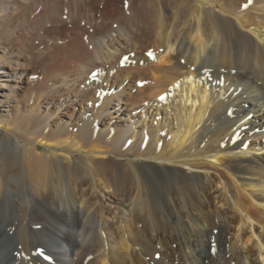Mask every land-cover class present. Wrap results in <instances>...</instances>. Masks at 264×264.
Wrapping results in <instances>:
<instances>
[{"label": "bare ground", "instance_id": "bare-ground-1", "mask_svg": "<svg viewBox=\"0 0 264 264\" xmlns=\"http://www.w3.org/2000/svg\"><path fill=\"white\" fill-rule=\"evenodd\" d=\"M246 3L0 0V264H264Z\"/></svg>", "mask_w": 264, "mask_h": 264}, {"label": "snow or ice", "instance_id": "snow-or-ice-1", "mask_svg": "<svg viewBox=\"0 0 264 264\" xmlns=\"http://www.w3.org/2000/svg\"><path fill=\"white\" fill-rule=\"evenodd\" d=\"M252 0H248V3L244 4L242 7L244 8H247L249 7V5L251 4ZM126 6H127V3H126ZM146 55L151 58V59H155V53L151 50H149ZM124 61H127V57L124 58ZM123 63V62H122ZM96 78V73H93V79ZM166 97L165 96H160L159 99L160 100H164ZM129 144L131 143V141L128 142Z\"/></svg>", "mask_w": 264, "mask_h": 264}, {"label": "rangeland", "instance_id": "rangeland-1", "mask_svg": "<svg viewBox=\"0 0 264 264\" xmlns=\"http://www.w3.org/2000/svg\"><path fill=\"white\" fill-rule=\"evenodd\" d=\"M1 132L3 133V135H4V137L6 138H8V133H7V130L5 129V128H2V130H1ZM40 148L43 150V149H45V147H43V146H40Z\"/></svg>", "mask_w": 264, "mask_h": 264}]
</instances>
